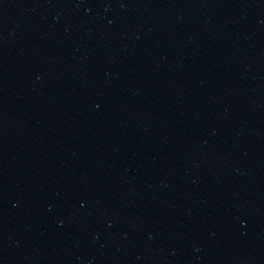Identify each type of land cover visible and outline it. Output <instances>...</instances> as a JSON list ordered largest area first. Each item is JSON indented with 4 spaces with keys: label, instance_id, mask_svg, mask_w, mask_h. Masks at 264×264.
<instances>
[{
    "label": "water",
    "instance_id": "water-1",
    "mask_svg": "<svg viewBox=\"0 0 264 264\" xmlns=\"http://www.w3.org/2000/svg\"><path fill=\"white\" fill-rule=\"evenodd\" d=\"M0 264H264V138L100 0H0Z\"/></svg>",
    "mask_w": 264,
    "mask_h": 264
}]
</instances>
